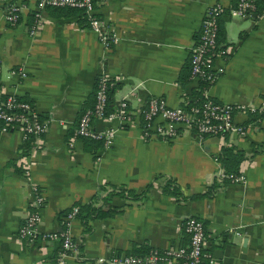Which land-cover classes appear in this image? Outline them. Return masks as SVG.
Masks as SVG:
<instances>
[{
    "label": "crops",
    "instance_id": "1",
    "mask_svg": "<svg viewBox=\"0 0 264 264\" xmlns=\"http://www.w3.org/2000/svg\"><path fill=\"white\" fill-rule=\"evenodd\" d=\"M37 2L0 0V101L7 95L28 101L47 120L26 153L17 129L0 131V264H106L94 260L184 246L188 216L202 222L212 264H264V116L256 114L264 97V12L241 19L231 10L235 0H95V15L118 36L104 49L78 14L55 16L42 8L35 18ZM12 3L22 8L9 25L4 12ZM214 3L223 8L217 31L223 51L213 60L221 72L208 91L218 102L244 107L233 114L243 134L198 138L177 128L170 139L143 137L148 97L182 106L196 87L180 79L187 66L189 74V49ZM101 73L111 82L108 104L125 100L128 108L125 122H92L95 130L115 129L108 147L72 138L79 112L94 102ZM229 146L243 154L238 182L217 176L218 155ZM32 186L43 198L40 233L63 230V212L76 205L112 213L86 225L70 219L67 232L77 254L61 256L58 241L18 236L34 211Z\"/></svg>",
    "mask_w": 264,
    "mask_h": 264
},
{
    "label": "built area",
    "instance_id": "2",
    "mask_svg": "<svg viewBox=\"0 0 264 264\" xmlns=\"http://www.w3.org/2000/svg\"><path fill=\"white\" fill-rule=\"evenodd\" d=\"M95 0H38L34 17L40 16V11L45 5L55 7H71L79 9L86 16V26L96 34L100 45L108 49L117 39L114 28L104 19L94 13ZM21 4L12 3L5 7L4 19L9 25L18 20ZM232 12L241 19H254L264 12V0H235L231 7ZM223 13V8L214 3L209 5L201 18L197 38L189 49V74L188 80L205 85L199 90L197 97L193 98L187 108L183 106L169 107L163 99L148 97L141 111L142 124L140 130L142 136L156 133L162 138L170 139L177 135V128H183L193 132L198 138L215 137L222 138L231 134H243L244 128L233 121L234 112L244 111V107L238 104H226L214 100L209 94V86L215 79L221 68L213 67L215 57L222 55V49L217 42L218 18ZM34 31V26L28 29ZM24 77L23 72H19ZM109 78L101 73L94 82V102L90 108H86L78 117L73 129L72 138H88L98 140L102 146L108 147L115 134V129L107 128L95 130L92 122L96 119L117 120L125 122L128 118V108L125 100H120L114 106L108 104ZM110 106L108 110L107 106ZM259 110L264 113V97L261 99ZM17 129L21 134V141L28 135L38 138L47 128V120H42L34 107L25 100L7 95L0 101V131ZM70 145V143H69ZM220 178L230 182H238L242 176L217 173ZM32 202L34 211L28 213L17 233L21 239L33 242L36 238L55 240L61 246V256L77 254L75 243L67 232L69 220L75 216L76 208H73L64 217V228L59 232L51 231L40 233L37 229L39 223L38 208L43 202L40 190L32 186ZM182 231L187 236L186 245L169 246L163 250L148 249L143 255L113 254L108 258H96V263L106 264H163L168 261H180L182 264H212L213 259L203 249L204 227L200 220L188 216L182 221ZM73 255V256H74Z\"/></svg>",
    "mask_w": 264,
    "mask_h": 264
},
{
    "label": "trees",
    "instance_id": "3",
    "mask_svg": "<svg viewBox=\"0 0 264 264\" xmlns=\"http://www.w3.org/2000/svg\"><path fill=\"white\" fill-rule=\"evenodd\" d=\"M43 8H45L50 14H53L55 16H69V15H73V14H78L79 22H81L82 24L86 25V16L79 9L71 8V7H55V6H49V5H45ZM187 77H188V66H187V73H186V70H185V74L182 75L180 81H182V82L187 81ZM203 85H205V83L199 81L198 84L196 85V87L191 89L190 96L186 100V102L182 105L183 107L187 108V106H189L191 104L193 98L198 96L199 90L201 89V87H203ZM110 87H111V82L108 81L107 95H109ZM18 99H20V98H18ZM91 106H92V104H90L89 106L85 107L79 113L81 114L86 108H90ZM107 107H108V110H109L110 106L108 105ZM249 114L255 115L254 113H249ZM256 114L259 115V116H264V113L261 110H258V113H256ZM83 139H86L88 141H96V142H98L100 144V142L98 140H92V139H88V138H83ZM31 140H32V136L28 135L22 141V144H21L22 152L21 153H26L27 151H29V149L31 147ZM242 158H243V154L241 152L235 151V150H233L232 147L229 146V147H223L221 149V152L218 155L217 159H218V162H219V164H220V166L222 168V171L224 173L235 174L236 173V168H237V166H238V164H239V162H240V160ZM73 208H76L75 216H77L82 221V223L84 225H86V220L89 219V218H92V217H106V216H109L112 213L111 209L102 210L101 207H99V206L94 207L90 203L83 204V205H76ZM73 208L63 212V215H66L67 213H69ZM146 252H147V250L144 249L141 252L130 253V254H132V255H143Z\"/></svg>",
    "mask_w": 264,
    "mask_h": 264
}]
</instances>
